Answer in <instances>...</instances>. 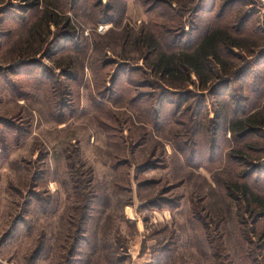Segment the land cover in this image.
<instances>
[{"label": "rangeland", "instance_id": "1", "mask_svg": "<svg viewBox=\"0 0 264 264\" xmlns=\"http://www.w3.org/2000/svg\"><path fill=\"white\" fill-rule=\"evenodd\" d=\"M67 1L43 0V4L67 8L64 14L71 21L68 30L54 36L42 53L15 60L13 54L31 50L23 42L25 33L17 17L21 2L0 0V264H149L154 259L153 249L164 242L160 239H166V226L178 236L176 251L181 261L177 264H264V215L260 214L264 211V195L260 204L251 207L238 199L244 209L238 207L236 199L227 198L228 194H239L231 189L239 187L246 174L264 194V139H259L264 133L239 141L225 130L226 124L216 113L222 97L201 91L193 75L186 89L190 94L182 92L176 98L170 96L171 90L164 94L168 101L176 100L182 106L184 113L176 119L194 128L196 151L191 166L176 149L168 128L172 122L164 123L165 116L161 122L167 129L144 130L145 142L137 146L138 138L145 135L132 108H111L108 98L101 95L102 86L112 89L119 64L127 62L134 72L123 76L129 68L123 69L116 90L121 92L132 78L144 83L130 88L134 94L156 96V77L150 75L143 50L133 43L135 32L152 27L163 36L161 32L168 28L173 35L180 34L185 43L188 37L180 31L185 28L187 32L193 30L197 40L219 14L224 1L230 0H217L214 12L199 14L193 12L199 0H184L181 6L175 3L176 11L191 8V12L183 10L174 24L158 17L159 12L170 11L164 5L153 10L155 0H81L77 6ZM229 5L224 22L236 15L230 28L238 32L242 27L250 36L245 39L247 48H233L238 68L247 65V73L241 82L230 85L228 96L235 95L237 103L248 104V109H257L255 112H262L260 117L264 118V2L239 0ZM245 16L247 22L241 25ZM50 27L55 33L61 28L54 24ZM127 34L131 35L129 40ZM7 43H14L8 55ZM74 44L79 49L70 56L71 62H77V69L58 68L52 54L61 48L70 52ZM66 50L56 55V61L59 57L62 60ZM10 57L13 59L8 63ZM28 61L35 63L26 65ZM105 62L109 63L107 69H100ZM50 90L58 97L54 111L49 103ZM65 101H70V110H63ZM151 102L155 109L160 108L159 101ZM187 108L200 114L194 117V123L189 120L192 110L188 114ZM130 115L136 127L133 137L123 121ZM114 118L118 120H111ZM213 137L216 149L211 156ZM122 139L126 147L118 151L115 142ZM131 144L136 146L133 151L129 150ZM245 144L262 147L254 155H247L255 161L259 176L248 173L250 165L244 171L246 167L238 161V151L246 153ZM221 155L224 163L220 166L216 160ZM116 161L124 165L117 172L111 166ZM128 162L132 167L125 166ZM148 162L156 167L138 173L139 166ZM129 169L131 176L127 179ZM139 181L151 183L138 192ZM173 192L184 196L176 210L148 205L158 200V206H162L158 198L172 197ZM84 194L89 200L96 194L97 204L91 205ZM192 201L194 217L189 214ZM83 220L89 227L85 236L76 232ZM90 239L97 240L92 254L82 243ZM72 244H77L79 251L77 247L73 251Z\"/></svg>", "mask_w": 264, "mask_h": 264}, {"label": "trees", "instance_id": "2", "mask_svg": "<svg viewBox=\"0 0 264 264\" xmlns=\"http://www.w3.org/2000/svg\"><path fill=\"white\" fill-rule=\"evenodd\" d=\"M19 1L21 3L17 6L19 9L17 17L19 19V22L21 23L22 30L25 33V38L23 39V42L26 45V48H31V50L29 52L25 51L22 53L13 54L14 56H16L15 60L31 58L45 51L46 48L52 44V38L54 36H58L61 32H65L66 30H68L71 22L70 18H66L64 14L67 8L62 7L61 4H43V0ZM238 1L239 0L224 1L225 3H223L219 14L215 16L212 23L203 28L202 35L197 40L194 38L193 30L187 32L185 28H183V30H180L182 31V33H184L185 37H188L185 43L183 42L182 36L180 37V34L175 33L178 34V36H176L175 34L173 35L172 32L168 30V28H165V32H161L163 36L158 35L157 31L152 27L142 28L140 32H135V38L133 40V43L138 46L140 50H143L142 58L145 59L146 66L150 70V75L156 77L155 81L157 83L153 84V86L158 93L156 94V96H152L150 98L148 96H145V93L141 95L134 94L133 89L136 88L133 87L138 88L139 86H144V83L143 81L135 82V80H133L132 78L128 80L129 86H125V88L120 89L121 92H118L115 86L119 80L120 73L124 71L123 69L130 67L127 62H123L119 64L120 67L118 68L117 74L115 73V75H113L112 82L114 83V85L112 86V89L106 90V86H102L101 89L103 91L106 90L107 92L104 95L102 91L101 95L103 98H108L106 100L112 105L111 108H113V106L120 107L122 105L130 106L132 108L131 110H133V112L136 114L137 121L142 124L140 125V130H143L142 134L145 135L143 137L138 138L137 146H141L142 144H144L146 134L149 130H151V127L153 130H157L158 132H162L163 130L167 129V124H163L161 122L162 117L165 116L164 123L172 122L168 128L171 137L175 141L176 149L180 153H182L186 162H188L191 166H194V152L196 151H194V128L193 130L188 128L185 124V120L179 118L178 120L176 119L184 113H181L182 106H179L176 100L168 101V98L166 97L167 95H164L165 93L168 94L170 90V96L175 98L182 92L190 94V91L186 89H188L187 87L192 84L193 75L196 76L197 86L201 91H207L213 97H222V104H220L219 109L216 113L217 117L222 118L224 123L226 124L225 130L227 129L228 131L232 132L233 135L237 137L239 141L241 139H247L253 136L259 137L262 133H264V118L260 117L262 112L256 113L255 111H257V109L254 110V108H250V106L248 109V104L243 105L242 102L237 103V101H235L237 99L235 95L228 96V89L230 85L232 83L241 82L243 76L247 73V71L245 70L247 69V65H245V67H242L241 69L238 68V63L236 62V56L233 52V48H247L248 46H246L247 43H245V39L248 38L250 35L243 32L242 27L238 32L230 28V24L232 23V21L235 22L237 19L236 15H232L226 22H224L225 20H223L224 15H226V9L228 6H230L229 3L235 4ZM71 2L75 4V6H77L78 3H81V0H71ZM183 2L184 0H155L153 4V10L156 9L158 5H164L169 9L171 13L167 10H164L158 13V17L163 18L167 21H173L174 24L177 22L176 19L181 17V14L184 9L176 11L173 7V4L177 3V5L181 6ZM216 5L217 0H199L196 6L194 4L195 8L193 12L194 14H199L202 12L212 13L214 12ZM86 6L90 5L86 4ZM11 7H13L12 4ZM91 7L94 10H97L96 4L92 3ZM35 9H37L38 11L29 14ZM184 11L185 13H190L191 8H187ZM4 13L7 12L4 11ZM247 17L248 16L241 18V25L247 22ZM51 24H54L56 27L61 28L58 29V31L55 33L51 30ZM200 26L196 27L194 31L199 30ZM158 27L164 28L163 25H159ZM168 34L172 36H169V38H167L168 36L166 35ZM126 36L127 40H129L131 35L127 34ZM79 42L80 41H78L76 44H78ZM13 44L14 43H7L5 45L7 55L11 52ZM71 49L72 50L69 52L68 50H66V48H61L52 54V59L54 62L57 63L58 68L64 67L67 69H77V62L75 60H73L74 62H71L72 60L70 53H77L79 47L74 44ZM65 50L69 54L64 53V56H62V60H60L61 58L59 57L57 58L59 60L56 61V55H59L60 52H65ZM13 57L9 58L10 60L8 61V63L12 62ZM63 57H66L67 59ZM34 63V61H28L26 65H32ZM21 64L22 63H19L18 67ZM107 66H109V63H102L100 69L106 70ZM10 67V70L14 69L13 66ZM133 72L134 70H130V68L126 69L123 73V76L132 75ZM131 87L133 89L130 90ZM49 92V103L53 110L58 97L55 93H53L52 90H50ZM187 97L189 99L192 98L191 96ZM152 99L153 101L155 100V103L157 101L160 102L159 109L154 108V102H151ZM244 100L246 101L247 99ZM69 103L70 101H65L63 103L64 111H67L69 109ZM263 108L264 106L262 107V109ZM190 109L192 110V113H190ZM186 112L188 114L190 113L189 120L192 121V123H194V117L197 118L198 115H200L192 108H187ZM248 112L254 113L249 115ZM111 120L118 119L114 118ZM123 121L126 123V126L131 133L130 136L133 137V130L136 127H134V119L132 115L126 117ZM115 123L117 125L120 124L117 121ZM112 129L120 131V128ZM144 130H147V132L144 133ZM214 139L215 137H213L212 139V145L210 149L211 156L212 154H214L216 149ZM259 139H264V137H260ZM259 142L262 143L261 140H259ZM115 145L118 151H124V147H126V144L123 142V139L122 141L117 140L115 142ZM246 146L248 147L246 153L242 152L243 149H240V151H238L241 152L240 155H238V158L240 157L238 161L242 168L246 167V170L244 171L249 170L248 173L250 174L257 173L255 171L257 167L255 161L248 159L247 155H254L256 151H258L257 149H262V147L255 148L251 145ZM135 148L136 146L131 144L129 150L133 151ZM116 155H119V153H116ZM233 156L236 157L237 154H233ZM229 157L226 161V164L224 165L228 166V164L230 163ZM216 161L220 164V166L223 165V155H221V158ZM248 165H250V168H248L247 170ZM111 166L112 169L116 172L119 171L120 168L124 167V165H122L120 161H116ZM125 166L132 167V164L128 162L127 164H125ZM141 166L142 165H140L139 169L137 170L138 173L156 167V165L152 162L146 163V165L142 166V168ZM164 167H167V164H164ZM244 171L242 172V174L244 173ZM127 175L128 176L125 177L128 179L131 176L130 169L127 170ZM257 175L259 176L260 174L257 173ZM247 176L248 175L246 174V176L242 177L243 181L240 182L239 187L234 185L231 189L234 193L235 191L238 192V195H227L228 199L234 198L239 201L240 205L238 207L243 209L245 206H243L241 204V201L238 199H242L246 203L248 202L247 205L251 207L253 204V206H255L256 204H260L258 201L262 197L261 195H264L263 193H260L258 191V183L253 185V183L249 180V178H247ZM149 183L151 182L139 181L137 191L139 192L143 188L150 186ZM126 187L130 188L128 186ZM227 188L230 189L231 186L228 184ZM165 191H169V188ZM84 195L85 200H87L88 202L91 201V205H93L94 203L97 204V201L95 199L96 194L93 195L90 200L88 194ZM183 197L184 196L182 193L173 192L172 197L160 196L158 198L159 201L163 203L162 206H158V204H160L158 203V200H153L149 202L148 205L151 204L153 208H157L159 210L170 209L171 211H174L180 206ZM191 205L192 209L189 214L194 217L193 201ZM92 208H95V206H92ZM260 214H262L261 217H263L264 211L260 212ZM92 215L90 214L89 217H92ZM84 221L85 220L78 224L76 228V232L84 233L81 234V236H85V232L87 235V232L89 230V227L86 226L90 222L89 218L85 222L86 225ZM171 230L172 229H169L168 226L164 228V234L166 239H160L164 242L158 244V246L153 249L154 259L149 264H177L178 261H181L180 259H178L179 255L176 251V243L178 241V236ZM76 241H74V243ZM82 243L88 248L86 249L87 253L90 252V254H92L94 248L97 245V240H84V242ZM71 247L73 251H76V249H74L76 247L77 251H79V247L77 244ZM182 261L184 262V260ZM118 262L122 261L120 260ZM116 263V261L113 262V264Z\"/></svg>", "mask_w": 264, "mask_h": 264}, {"label": "built area", "instance_id": "3", "mask_svg": "<svg viewBox=\"0 0 264 264\" xmlns=\"http://www.w3.org/2000/svg\"><path fill=\"white\" fill-rule=\"evenodd\" d=\"M263 2H264V0H262ZM105 27V26H104ZM103 26H102V28H104Z\"/></svg>", "mask_w": 264, "mask_h": 264}]
</instances>
